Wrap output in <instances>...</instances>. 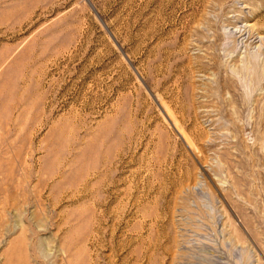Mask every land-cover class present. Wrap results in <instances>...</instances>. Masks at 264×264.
I'll list each match as a JSON object with an SVG mask.
<instances>
[{
  "label": "rangeland",
  "instance_id": "rangeland-1",
  "mask_svg": "<svg viewBox=\"0 0 264 264\" xmlns=\"http://www.w3.org/2000/svg\"><path fill=\"white\" fill-rule=\"evenodd\" d=\"M0 264H264V0H0Z\"/></svg>",
  "mask_w": 264,
  "mask_h": 264
},
{
  "label": "bare ground",
  "instance_id": "bare-ground-1",
  "mask_svg": "<svg viewBox=\"0 0 264 264\" xmlns=\"http://www.w3.org/2000/svg\"><path fill=\"white\" fill-rule=\"evenodd\" d=\"M180 132V131H179ZM181 133V132H180Z\"/></svg>",
  "mask_w": 264,
  "mask_h": 264
}]
</instances>
